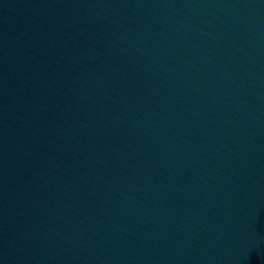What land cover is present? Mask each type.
Wrapping results in <instances>:
<instances>
[{"label": "water", "instance_id": "1", "mask_svg": "<svg viewBox=\"0 0 264 264\" xmlns=\"http://www.w3.org/2000/svg\"><path fill=\"white\" fill-rule=\"evenodd\" d=\"M0 264H264V0H0Z\"/></svg>", "mask_w": 264, "mask_h": 264}]
</instances>
